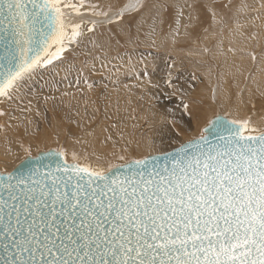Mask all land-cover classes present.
<instances>
[{
    "label": "snow or ice",
    "instance_id": "obj_1",
    "mask_svg": "<svg viewBox=\"0 0 264 264\" xmlns=\"http://www.w3.org/2000/svg\"><path fill=\"white\" fill-rule=\"evenodd\" d=\"M83 7L0 0V97L78 43L64 10ZM207 127L221 144L201 134L165 153L163 168L146 157L123 176L77 163L0 173V264H264V128Z\"/></svg>",
    "mask_w": 264,
    "mask_h": 264
},
{
    "label": "bare ground",
    "instance_id": "obj_2",
    "mask_svg": "<svg viewBox=\"0 0 264 264\" xmlns=\"http://www.w3.org/2000/svg\"><path fill=\"white\" fill-rule=\"evenodd\" d=\"M95 1L99 5L93 7ZM241 1L252 0H240L239 3ZM69 2L77 4V0H69ZM130 2H134V0H86L84 7L80 8V11L102 15L100 18L89 16L85 13L77 15L69 12V9H65L67 11L64 10L67 23H79L81 26V35L77 38V46L86 56L82 58L79 52L68 54L67 50L61 54L59 59L54 60L51 65L39 67L30 77L25 78L11 99L0 97V112L4 113V115L0 116V173L10 172L27 157L26 155L29 154L30 157H35L41 149L54 148L57 150L60 147L62 152L64 151L63 153H65L64 160L67 163H70L69 159L75 154L79 163L91 168H102L108 162L116 160L123 153H155L161 150V146L164 148V145L168 144L166 141L169 139H175L176 141L177 136L180 137V134L172 126H164L160 113L165 116L167 113L171 117V115L177 116L184 112L180 111L181 107L177 103H173V107L166 112V108H164L166 97L159 93L164 92L162 85L166 84L167 80L165 79L166 77L157 76L156 81H154V89H157V86L159 89L154 95L159 94V96L154 99L155 104L147 108V113H144L150 129L146 131L141 125V121L133 118L131 129L136 136V140L132 147L129 146L131 141L125 128L122 132L123 148L121 149L123 151L118 150L120 147L110 151V148H114L113 144L118 146L113 129L109 128L107 124V121L113 116L111 112V108L114 106L113 100H116L115 104H123L122 100L130 101L129 105L123 104L125 111L122 117L113 122L115 128H120L123 122L130 121L133 115L130 111L133 102H137L140 98L142 100L149 98L146 94L149 83L145 80L137 81V75L142 73L145 68L152 66L155 60L158 61L159 68L163 67L168 72L171 71L172 61H178V58L175 57L180 58L181 64L178 65L181 66L186 65L185 61H190L188 60L190 57L197 56L201 60L204 59L205 61H201V63L193 61V67L197 70L196 72L200 71L201 73L202 69L204 70L202 71L206 74L204 75V82H206L208 89L212 91V95L210 94L211 103L214 102L215 105H219V103L222 104L234 98V106L230 109L231 112L229 113H231V116L228 119L233 121V119L240 117L249 121L251 126H264L263 107L259 108L258 113L252 114H248L246 110L239 107L241 105L239 98L246 93L248 96L254 86H257L256 89L259 88L261 93L262 91L264 92V50H262L259 57L254 53L251 56L247 55V57H235L228 48L230 43L239 47L248 44L251 40L250 36H244L237 40L235 39V29L230 28V33H225L223 30L218 29L215 22L218 17H214V13H212V29L208 28V26L203 27L202 36L199 35L195 23H190V25H195H193L195 27L194 31H191L190 26L185 27L184 19H181V27L184 28L178 27L170 31L167 34V38L171 40L168 44H166L164 37L155 38L152 42L146 43L141 40L139 35L140 44L146 50L143 47V50H135V48L133 50L131 48L135 47L134 43H129V41L125 40V44H129L124 45L129 47L130 51L125 49L127 51L125 53L107 56V50L111 46L107 45L109 42H106L107 44L104 43L107 40L111 42V40L108 34L110 27L105 23L113 20L120 13L121 15L133 13L134 11L132 12V10L134 9L126 7ZM141 2L143 3L142 9H148L149 1L141 0ZM179 2H184L183 4L187 5L185 0H180ZM219 2H226L232 5L235 0H221ZM262 2L264 6V0ZM110 7H117V10L109 11ZM209 11L212 10L209 9ZM186 21L188 20L186 19ZM252 24L253 26L250 27V30L254 33L255 38L259 40L262 36L264 37V11L259 14V19L252 22ZM141 26L143 27V24ZM89 27H92L93 31L89 32ZM142 27L135 26L134 30L144 32ZM118 29L120 33L121 28L118 27ZM102 31L106 34V37L102 33L99 35ZM178 32L182 36L184 35V38L181 36V39L177 40L176 35ZM141 35L143 37V34ZM177 41L189 43L188 48L184 49L185 54L181 55L175 51L173 44ZM70 46L67 47L70 49ZM148 47L156 51L164 49L166 52L162 53L161 56L157 52V54L153 53L152 55ZM250 49L249 47L248 51ZM111 52L113 54V51ZM219 52H222L223 55L222 62L218 60L217 53ZM205 54L208 56L206 57ZM154 55L158 56L155 57ZM208 57L214 58L212 61L215 64L211 63L209 59L207 60L206 58ZM81 59L85 60L81 61ZM251 68L252 70L249 72ZM212 69L219 75V79L216 77L217 81L215 82H213L215 72L213 73ZM83 70L84 73L81 72ZM175 76L178 77L179 75L176 74ZM233 77H235V80L230 81V78ZM196 82L191 83H195L196 87L198 84ZM177 86L173 89L175 90ZM187 86H190V84L183 87L187 89ZM178 88L181 89V87ZM182 91L185 95L188 93V90L183 89ZM245 91L246 93H244ZM202 93L204 95L207 94L206 99L209 98V91L208 93L202 91ZM150 99L153 100L152 98ZM98 102L101 106H96ZM205 105L207 106V104ZM118 115L121 116L117 113L116 116ZM182 121L186 123L187 130L194 125V119H183ZM78 132H81L79 139L73 136V133ZM100 138L101 140L99 141ZM110 143H112V146L108 147Z\"/></svg>",
    "mask_w": 264,
    "mask_h": 264
},
{
    "label": "rangeland",
    "instance_id": "obj_3",
    "mask_svg": "<svg viewBox=\"0 0 264 264\" xmlns=\"http://www.w3.org/2000/svg\"><path fill=\"white\" fill-rule=\"evenodd\" d=\"M85 1L86 0H82L83 4H85ZM145 1H149V3H150L148 6V9L147 8L146 9L145 8H143V9L139 8V10L134 9V10H132V12L133 11L134 12L129 13V15L128 14L121 15V13H120V14L116 15L113 20L109 21L108 23H105V24H107V26L110 27V29L108 30V34H109V37L111 40V42L107 40L104 43V44H107L109 42L107 45L111 46V47L109 46L110 50L109 49L107 50V52H108L107 56H116V55H119L121 53H125L127 51H130L131 49L134 50V48H135V50H143V48L146 50V48L140 44L141 41L139 39V35H140L141 40L146 42V43L152 42L155 38L164 37L166 44H168L171 40H169L167 38V34H169L170 31L175 30V28L181 27V19H184L183 23H184L185 27L190 26L191 31H194V29H195L194 26L196 25L199 35L202 36V28L203 27L208 26V28L212 29V20H213L212 13H214V17H218L217 19H215L216 20L215 22L217 23L218 29L223 30L225 33L229 32L230 28L235 29V31H234L235 32V39H237V40H240L244 36H250L251 37V40L249 41V43L242 46V47L233 45L231 43L229 44L228 48L230 49V53L233 54L235 57H239V56L247 57V55L251 56L252 53L256 54L257 57H259V55L262 53V50H264V37L262 36V38L257 40L255 38L254 33L250 30V27L253 26L252 22L257 21L259 19V14L262 11H264V6H263L262 0H252V1H243V2L241 1V3H239L240 0H235V2L232 3V5H229L226 2L220 3L219 1H221V0H204V1L203 0H185L187 5H184L183 4L184 2L180 3L179 2L180 0H145ZM181 1H184V0H181ZM80 3H81V0H77V5H79ZM181 4H183V5H181ZM223 4H225V5H223ZM96 5H99L97 1H95L93 7H95ZM209 9H211L213 12L209 11ZM67 10H65V11H67ZM108 10L109 11L110 10L116 11L117 7H110V9H108ZM68 11L73 13L71 11V9H69ZM151 11H152V13H150ZM82 12L80 11L81 14L85 13V14H87L89 16H93V17H99V18L102 17V15H97V14L92 13V12H88V11H87L88 13L86 11L85 12L82 11ZM142 13H143V15H142ZM147 13L150 16H148ZM186 19L188 21H186ZM140 21H141V23H140ZM191 22L195 23V25L194 24H193L194 26L190 25ZM126 24H128V25H126ZM142 24H143V27L141 26ZM121 25H122V27H121ZM137 25H139V26H137ZM135 26L139 27V28L140 27L144 28V32L139 31V30H134ZM118 27L121 28L120 33L123 32L122 34L119 33ZM181 28H184V27H181ZM101 33H102V35L104 34L102 31L99 33V35H101ZM124 34H126V35H124ZM141 34H143V37ZM105 35L106 34H104L103 36H105ZM120 35H122V36H120ZM181 36H182L181 33L178 32L176 35V39L180 40ZM144 38H148V39H144ZM182 38H184V35L182 36ZM227 38L229 40H232L230 37H227ZM125 40L129 41V43H134L135 47H132L131 49H129V47L125 46V45L129 44V43L125 44ZM114 42L116 43V45ZM122 42H124V43H122ZM68 46H70V45H68ZM188 46H189L188 42L181 43V42L177 41L173 44L175 51L179 52L181 55L186 53L184 51V49H187ZM249 47L251 49L248 51ZM116 48H118V49H116ZM119 48H120V50H119ZM125 49H127V51ZM148 50L152 55H153V53H155V54L160 53L159 54L160 56L162 53L166 52V50H164V49H162L161 51H156L153 48H149V47H148ZM111 51H113V54ZM67 52H68V54H74V52H79V54L82 55V58H84L86 56L81 52V50L77 46V44L76 45L72 44L70 46V49L68 48ZM101 53H105V52L102 51ZM98 54H100V53H98ZM217 55H218L219 62H222V60H223L222 52L217 53ZM154 56L156 57L158 55H154ZM205 56L207 57L208 55L205 54ZM175 58H178V61L177 62L172 61L171 71L166 72V70L163 67L159 68V63H158V61L155 60L154 61L155 63L152 66L145 68V70L142 73L138 74L137 75V81L145 80L146 82L149 83V86H148L147 91H146V94L148 95L149 98H146V100H142L140 98V100H138L137 102H133V105L131 106V109H130V111L132 112L133 115L131 116L130 121L123 122L121 124L120 128H115L113 122L115 120L117 121L118 119H120L122 117V115L125 111L123 104L129 105L130 101L129 100H122L123 104H121V103L115 104L116 100H113L114 106H113V108H111V112H112L113 116H112V118H110L107 121V124L109 125V128L113 129V133L115 135L114 137H116L117 144H118V146L113 144L114 148L113 149L110 148V151L116 149L117 147H120L118 150H120V151L122 150L121 149V148H123V146H122L123 145L122 132L125 128L127 130L128 138L131 141L129 146L132 147V144L136 140V136L132 133V129H131V124H132L133 118L139 119L141 121V125L143 126V128L146 131H148L150 129V125L148 124V121H147L144 113H147V111H146L147 108H150L153 106V104H155L154 99L156 97H158L159 94H163L166 97L165 102H164V108H166V112L169 111L170 108L173 107V105H172L173 103L174 104L177 103V105H180V107H181L180 111L184 112L182 114H178L177 116L171 115V117L167 113H166V116L163 113H160V115L162 116V123L164 124V126H172L180 134V137L177 136L178 138L176 141H175V139L174 140L169 139L170 142H169V140L166 141V142H168V144L166 143V145H164V148H163V146H161L160 147L161 150H159L155 153H146V154L145 153H137V152H132V154L131 153L130 154H124L123 153L116 160H112V161L108 162L105 165V167H102L103 169L107 170L109 168V166H112V168H114L116 166L122 165V164L130 162V161H136V160L143 159L144 157L149 156V155H153L156 153L157 154L163 153V152L171 150L172 148L178 147L182 143H185V142H187L193 138H199L200 135L203 134L202 133L203 127L205 125H207L208 122L210 121V119L217 114H220V115L226 117L227 119L230 118L231 113H229V112H231L230 109L234 106V101H233L234 98H231L228 102L222 103V104H224L223 106L221 103H219V105L218 104L215 105L214 102L211 103L212 101L210 100V98L212 95V91H211V89L210 90L208 89L206 82H204V79H205L204 75H206V74H204L202 72V71H204L203 69H202L201 73H200V71H198L199 72L198 73V72H196L197 70L193 67L194 62L197 61L198 63H201V61H205V60L204 59L201 60V58H199L197 56L196 57H190V58H188V60H190V61L186 60L185 63H187V64L181 66V65H178V64H181L180 58L179 57H175ZM206 59L207 60L209 59V61L211 63L215 64V62L212 61V60H214V58L211 59L210 57H208ZM84 60L85 59H81V61H84ZM251 70H252V68L249 70V72ZM217 71H218V67H217ZM81 72L84 73V70ZM212 72L214 73L215 71L212 69ZM176 74L179 76L178 77L175 76ZM216 75L217 74L215 72V79L213 80V82L217 81L216 77H217V79H219V75H217V76ZM157 76L166 77L165 79L167 81H166V84L162 85L164 87L163 88L164 92H161L157 95H154L155 92L159 89L158 86H157V89H154V85H155L154 81H156ZM195 76L196 77L198 76V78H196ZM231 80L234 81L235 77L230 78V81ZM194 81L198 82L196 87H195V83H191ZM188 83L190 84V86H187V89L185 87H183L185 85H189ZM175 86L181 87L182 90L183 89L188 90V93L185 95L183 93V91L180 88L177 89V87L174 90L173 88ZM199 86H205V87H199ZM256 87L257 86H254L252 88V91L249 93L248 96H247V93L245 91L244 93H246V94H244V95L242 94V97L239 98V102L241 104V105H239V107L246 110V112H248V114H252L255 112L258 113L260 107L264 108V92L262 91V93H261V90L259 88H257L258 89L257 90ZM202 91L207 92V93L209 91V95L210 94L211 95L209 96L208 99H206L207 94L204 95L202 93ZM150 98H152L153 100H151ZM145 101H147V103H145ZM197 101H199L202 104H200ZM242 103H245V104H242ZM185 104L188 105L187 109L184 107ZM205 104H207V106ZM96 106H101V105L98 102V104ZM206 107H208V108L206 109ZM225 107H226V109H225ZM117 113H119L121 116H119V115L116 116ZM183 119L184 120L185 119H187V120H189V119L193 120L194 119L193 127H191V129L187 130L186 123H183V121H182ZM179 120H181V121H179ZM229 120L232 121V119H229ZM244 120H246V119L240 118V117L233 119V121H244ZM67 125H70V124H67ZM258 128H264V126H262V127L260 126ZM166 134H168V133H166ZM73 136H75L76 138L79 139V137L81 136V132L73 133ZM100 140H101V138L99 139V141ZM109 146H112V143H110L108 145V147ZM50 149L55 150L54 148H48L47 150H50ZM47 150L41 149L38 152H44ZM57 150L60 152L62 151V149L60 147ZM26 156L30 157L29 154ZM120 157H123V159H120ZM69 161H70V163H77L78 162L77 160L73 161L72 158L69 159ZM77 164H79V165L81 164V166H86V165L79 163V162Z\"/></svg>",
    "mask_w": 264,
    "mask_h": 264
},
{
    "label": "water",
    "instance_id": "obj_4",
    "mask_svg": "<svg viewBox=\"0 0 264 264\" xmlns=\"http://www.w3.org/2000/svg\"><path fill=\"white\" fill-rule=\"evenodd\" d=\"M217 118H219L220 121H224V122L230 121L229 119H227L226 117H224L220 114L212 117V119L210 121H216ZM207 126H208V124L203 128V130H202L203 134L205 136H207L210 143L221 144L222 141L215 134V129H213L212 132L210 133ZM224 135H227V133L225 132ZM187 142L182 143V144L186 145ZM180 146L175 147V148H173L167 152L161 153V154L146 156L151 162L150 167L157 163V161L155 159H153L155 157V158L159 159V167L163 168L164 167V160H163L164 154L168 153V152H173L175 149L179 148ZM58 152H60V151L50 149V150H47L45 152H38L35 157H26L22 162H20L16 167H14L8 173H12L14 175H20V173L23 172L24 174L27 175L30 170L34 171L37 168L40 170L41 175H43L44 173L49 172V171H52L53 173H55V168L57 165L63 166L65 163H67L64 160V157H60L57 155ZM146 157H144L143 159H145ZM134 162L135 161H130V162L123 164L125 166L123 169H121V165L113 168L111 171V174L116 175V176H123L125 174L130 175L131 173L128 172L127 169H128V166L130 164H134Z\"/></svg>",
    "mask_w": 264,
    "mask_h": 264
}]
</instances>
